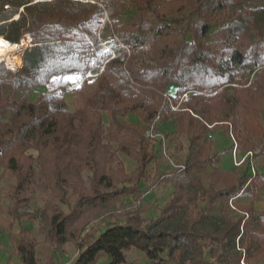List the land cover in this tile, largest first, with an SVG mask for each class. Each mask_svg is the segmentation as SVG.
<instances>
[{
    "label": "trees",
    "instance_id": "trees-1",
    "mask_svg": "<svg viewBox=\"0 0 264 264\" xmlns=\"http://www.w3.org/2000/svg\"><path fill=\"white\" fill-rule=\"evenodd\" d=\"M132 1L141 13L135 28L119 23L115 13L108 16L114 50L121 52L110 57L98 54L105 15L98 1L0 0V37L8 43H18L25 34L31 38L21 67L0 63V168L2 176H14L6 190L12 200L9 217L0 205V226L20 264H59L52 254L38 262L36 244L21 225L19 208L30 201L37 174L52 200L41 212L42 242L55 254L68 241L77 248L63 264H95L100 256L108 258L107 264H131V249L142 252L148 264H211L206 253L217 264H239L242 254L264 253V211L254 215L252 228L244 215L217 216L208 227L204 212L214 202L252 197L264 187V174L254 171L250 155L242 162L249 171L229 187L207 190L198 175L204 165L217 171L220 158L229 153L214 152L201 141L204 122L214 130L231 129L251 154L264 142V6L237 8L242 0ZM148 19L155 28L146 39L140 25ZM92 73L95 88L88 94L86 76ZM75 78L81 83L71 88ZM226 87L230 97L224 95ZM6 88L25 94L13 99L4 94ZM187 91L199 99L188 104L197 117L172 111L165 101L166 93L176 103ZM66 92L72 94L73 111ZM227 107L230 113L224 115ZM158 111L162 117L155 130L171 126L173 118L175 132L187 133L191 151L183 169L163 176L172 196L146 220L150 206L141 182L151 178L148 166L157 150L145 132ZM128 113L141 123L119 119ZM125 132L133 136L124 138ZM28 148L38 151L36 158L26 154ZM118 152L134 160L132 171H125ZM84 170L91 174L89 187L81 177ZM199 196H206L202 208L196 204ZM235 208L251 216L253 200Z\"/></svg>",
    "mask_w": 264,
    "mask_h": 264
},
{
    "label": "rangeland",
    "instance_id": "rangeland-1",
    "mask_svg": "<svg viewBox=\"0 0 264 264\" xmlns=\"http://www.w3.org/2000/svg\"><path fill=\"white\" fill-rule=\"evenodd\" d=\"M82 1H87V0H82ZM88 1L92 2L93 0H88ZM96 1L100 3V5L104 8L105 11L104 20L98 32L101 40V47L98 50V54L102 56L109 55L110 57H112L113 55H121V52H116L114 50V44L116 42V39L112 33L108 16L111 13H115L117 21L119 23L125 24L126 27L131 29V28H135L134 26L136 25L133 24L138 22L141 13L137 8L136 3L132 0H96ZM252 6H264V0H242L237 5V8H241V7L246 8ZM20 10L21 8H19V11ZM232 11H233L232 8L227 10L228 13H231ZM193 17H195V15ZM140 26H141V34L144 37H146V39H148L155 28V23L152 21V19H148L144 22L143 25ZM21 39L22 37L19 39L18 43H20ZM29 39L31 40L30 36ZM30 40L24 45L20 44V46H18L14 51L13 56L17 57L18 56L17 52H23L26 47L30 46L31 45ZM2 60L3 59H1L0 61ZM4 63L8 65H12L16 62H13L11 60H4ZM94 78H95L94 73L88 74L86 76L88 83L86 85V88L88 94L90 93L92 94L93 89L95 88V83L92 82ZM75 80H76L75 83L70 85L71 88L78 86L81 83L80 79L75 78ZM42 90H44L43 87L36 88L34 91L29 92L27 94V99L33 100L38 95V92ZM187 92H189L188 100H180L181 98L179 97L176 103L173 102V104H176L177 107V109L174 111L188 112L191 116L197 117V115L195 114V110L190 109L188 104L191 101L197 104L199 99L198 98L194 99V97L192 96L193 91H187ZM4 94L9 95L13 99H19L25 94V91L23 89L11 90L9 88H6L4 90ZM224 95L226 97L231 96L230 87H226L224 89ZM64 99L65 102L68 104L69 109L73 111L74 106H73L72 94L69 92L64 93ZM94 100L97 101L98 103H101V97L99 95H95ZM229 113H230V108L227 107L224 110L223 114L228 115ZM103 118L105 121L107 120V115L105 113L103 114ZM119 119L120 120L125 119L132 123H136V122L141 123L138 116L134 113H128L125 117H120ZM170 120L172 122L171 126L163 125V128L161 127V130L158 129V131L165 137V148L169 160H172L176 165L185 164V159L190 154L191 151L188 135L185 132H175L174 120L173 118H170ZM261 122L264 125V110L261 111ZM200 131H202L201 141L207 146H209L211 150L214 152L222 147V149H227V151L230 154H232L236 146L235 155L237 160L243 155L244 152H249L248 150L243 148L242 144L244 142L242 141V139L239 136H237L236 133L232 132L231 129H229L226 132L223 131L222 128H218L217 130H214L206 125V129L202 128ZM130 136L133 135H130V133L127 132H125L123 135L124 138L126 137L128 138ZM150 142L157 151L154 161H152L148 166V172L150 173L151 178L145 182L144 181L141 182V186L143 187V189H145L144 199L150 206V209L143 214V217H145L146 220H149L150 218H155L158 215V209L162 207V205L171 198L173 193L172 185L169 182L163 180V176L166 173L172 171L173 167L170 165L169 160L166 157H164L159 151L158 149L159 143L157 141H150ZM160 145L162 146V144ZM26 154L32 156L33 158H36L38 155V151L35 148H28L26 150ZM117 156L122 160L125 171L130 172L134 169L135 162L132 158L120 152L117 153ZM230 158L232 163V157ZM250 160H251V164L254 167V171L264 174V142L258 144L256 147H254V149H252ZM217 165H218V170L215 172L213 168L209 165L201 166L198 170V175L202 179V183L207 190L211 188L229 187L233 184H236L238 178L243 174V172L249 171L247 170V166L245 163L236 167L231 166L226 170H222L220 165L219 164ZM90 175L91 174L88 171L85 170L81 171V177L86 187H89ZM13 180H14V176H11L9 173H5L2 176V169L0 168V205L3 209V214L6 217H9V215H7V208L9 205L12 204V200L9 198V196L6 195V190L13 183ZM71 191H72L71 188H69L68 194H70ZM29 195L31 197L30 201L24 204L23 206H21L19 208V212L24 214L21 217V225L23 226L24 229L29 231V236L33 239V241L36 244V255L38 262L43 263L47 259V257L50 254H52L57 259V262L59 264L67 263L68 261L73 259L74 256L77 254V248L74 242L68 241L66 244L62 246V250L57 254L51 251L48 243L42 242L43 235L39 232V227L43 224V217L41 212L44 206L46 204L51 203L52 200L49 190L42 185L41 178L38 174L36 175V178L34 179L33 183L29 188ZM73 198L74 197H72V199ZM232 198H229L225 205H221L220 202H214L204 208L205 209L204 212L208 216V223H207L208 227H211V223L214 221L215 217L217 216L228 217L230 215L231 216L244 215V218L247 219L246 222L249 228L257 226V222L254 218V215L258 212L264 211V187L261 185L260 188L256 190V192L252 197L235 196L230 204L229 201ZM205 199L206 196L205 197L199 196L197 198L196 204L198 208L204 207L206 203ZM252 200H253L254 213L251 214V216H248V214L245 211L235 208L236 205H240V208L242 209V206L249 205ZM53 202L57 203L61 207V209H63V211H67V206L65 204H61L57 200H53ZM129 202L133 203L132 200H130ZM113 219L114 217L110 218V220ZM14 230L17 231L16 225ZM239 247L236 241L235 249L238 250ZM205 257L210 261L211 264H217L212 259L209 258L207 253L205 254ZM127 259L130 261L131 264L149 263L145 255L136 249H131L127 252ZM107 262H108V258L106 256H100L95 264H107ZM239 264H264V253H259L250 256L246 255L245 258L242 254L241 257L239 258Z\"/></svg>",
    "mask_w": 264,
    "mask_h": 264
},
{
    "label": "built area",
    "instance_id": "built-area-1",
    "mask_svg": "<svg viewBox=\"0 0 264 264\" xmlns=\"http://www.w3.org/2000/svg\"><path fill=\"white\" fill-rule=\"evenodd\" d=\"M30 40V39H29ZM31 41V40H30ZM17 52V51H16ZM19 58H20V64L17 65L16 67H13V68H19L22 66L23 64V58H22V55H23V52H17ZM0 63H3V65L7 68H10L8 66H6V64L3 62V61H0ZM189 92H184L182 95H181V99L180 100H188L189 96H188ZM164 97H165V101L166 103L169 104L170 106V109L172 111L176 110L177 107H176V104H173V96L170 95V94H164ZM161 117V114L160 112L158 111L155 119H154V122L153 124L146 130L145 132V136L148 140L150 141H157L159 143V151L161 152V154L166 157L168 160H169V157L167 155V152H166V148H165V137L157 130H155V125H156V121H158ZM155 123V124H154ZM209 128L212 126V125H209L207 123H205ZM234 143H235V140H234ZM162 144V146L160 145ZM237 145V144H236ZM235 151H236V146H235V150L234 152L231 154V157H232V163L235 165V166H240L242 164V162L244 161V158L246 155H251V152H246L244 155H242L238 160L236 159V155H235ZM169 163L170 165L173 167L172 170L174 169H183L184 168V165L183 164H175L172 160H169ZM233 200V198L229 201L230 204H231V201ZM234 208V207H233Z\"/></svg>",
    "mask_w": 264,
    "mask_h": 264
},
{
    "label": "crops",
    "instance_id": "crops-1",
    "mask_svg": "<svg viewBox=\"0 0 264 264\" xmlns=\"http://www.w3.org/2000/svg\"><path fill=\"white\" fill-rule=\"evenodd\" d=\"M220 149H222V147ZM218 164L220 165L222 170H226L230 168L232 166L230 154L227 153L226 155H223L220 158ZM0 264H20L18 256L14 253L12 245L9 241L7 231L5 230L3 231L1 229V226H0Z\"/></svg>",
    "mask_w": 264,
    "mask_h": 264
},
{
    "label": "bare ground",
    "instance_id": "bare-ground-1",
    "mask_svg": "<svg viewBox=\"0 0 264 264\" xmlns=\"http://www.w3.org/2000/svg\"><path fill=\"white\" fill-rule=\"evenodd\" d=\"M27 42H29V36L27 34L22 36L20 43H8L5 39L0 38V60L3 59L2 60L3 62L4 60H11L13 62H16L12 65L6 64V66L10 68L16 67L17 65L20 64V58L19 56H17L18 58L14 57L13 53L16 50V48L20 46V44L24 45Z\"/></svg>",
    "mask_w": 264,
    "mask_h": 264
}]
</instances>
